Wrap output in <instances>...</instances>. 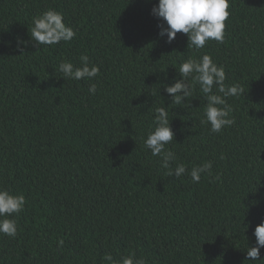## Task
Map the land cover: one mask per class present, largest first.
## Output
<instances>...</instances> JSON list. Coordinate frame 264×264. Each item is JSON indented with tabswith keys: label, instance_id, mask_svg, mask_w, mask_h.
I'll list each match as a JSON object with an SVG mask.
<instances>
[{
	"label": "trees",
	"instance_id": "1",
	"mask_svg": "<svg viewBox=\"0 0 264 264\" xmlns=\"http://www.w3.org/2000/svg\"><path fill=\"white\" fill-rule=\"evenodd\" d=\"M158 0H0V188L26 198L17 235L0 233V264H110L134 254L146 264L252 261L264 222V0H230L224 40L188 47L159 35ZM54 9L75 36L31 38L33 18ZM98 65L92 80L64 79L62 61ZM222 65L231 126L203 125L207 101L195 84L176 105L166 92L189 57ZM91 83L97 85L89 93ZM213 92H216L214 86ZM222 95V94H221ZM165 107L170 163L211 161L210 173L168 176L144 141ZM62 240V246L59 241Z\"/></svg>",
	"mask_w": 264,
	"mask_h": 264
},
{
	"label": "clouds",
	"instance_id": "2",
	"mask_svg": "<svg viewBox=\"0 0 264 264\" xmlns=\"http://www.w3.org/2000/svg\"><path fill=\"white\" fill-rule=\"evenodd\" d=\"M230 0H158L153 5L152 14L162 18L166 27L160 26L159 35L166 36V42L171 43L178 32L188 35V47L196 50L205 47L206 42L215 40L223 42L225 22L230 16ZM75 31L64 22L63 14L49 9L33 18L31 38L37 45H54L61 41H70L75 36ZM80 66L76 67L71 62L62 61L58 70L64 79L92 80L100 74L98 65L91 64L86 54L80 56ZM179 74L183 79L176 80L165 90L172 96L176 105L184 103L185 98L192 95L195 84H199L200 91L207 101L204 109V118L200 120L203 125L210 124V131L220 133L225 127L231 126L235 121L230 116L232 108L227 102L230 96L238 95L242 90L239 86H225L226 73L222 65H218L205 54L199 59L189 57L181 63ZM216 92H213V88ZM89 93L95 94L97 85L91 83ZM222 94V95H221ZM154 129L151 130L144 141L145 147L151 151L152 156L161 157V166L167 169V175L180 177L189 173L193 182L200 181L201 173H210L211 161L190 170L183 163L177 164L174 170L170 163L176 159L175 154L166 148L174 140V132L170 126V120L165 107H158L154 114ZM26 198L23 194H14L6 188H0V233L15 237L17 224L13 215H18L24 209ZM256 245L247 248V256L250 260L260 259V249L264 248V222L256 226L254 230ZM62 246L63 241L60 240ZM110 264H146L143 258L136 259L134 254L122 257L114 261L111 255L105 257Z\"/></svg>",
	"mask_w": 264,
	"mask_h": 264
}]
</instances>
